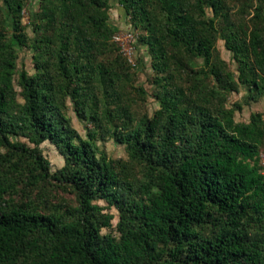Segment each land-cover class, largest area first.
<instances>
[{"label":"trees","instance_id":"16d2710c","mask_svg":"<svg viewBox=\"0 0 264 264\" xmlns=\"http://www.w3.org/2000/svg\"><path fill=\"white\" fill-rule=\"evenodd\" d=\"M112 3L150 57V118L123 103L127 84L148 94L113 41ZM239 88L264 99V0H0V264H264V113L236 122Z\"/></svg>","mask_w":264,"mask_h":264},{"label":"rangeland","instance_id":"374dc122","mask_svg":"<svg viewBox=\"0 0 264 264\" xmlns=\"http://www.w3.org/2000/svg\"><path fill=\"white\" fill-rule=\"evenodd\" d=\"M27 5V8L24 10L23 14V23L26 25V32L29 37H32L34 34V26L29 24L30 16L29 9H33V11L37 10V6L35 3H31ZM109 24L116 29L117 33H125V32H135V35L138 37L140 30H135L133 25L129 22L125 21V15L122 11L121 7L118 3H112L111 8L109 10ZM136 37V41H138ZM216 50L219 53L221 59H223L230 68L234 67V62L231 57V53L226 50L224 41L219 40L216 43ZM113 51V50H112ZM113 52L110 53V55ZM136 58L138 60L137 68L130 69V80L133 82L134 86H140L144 89V91L148 94L147 97L143 100L138 99L136 95V91L133 90L129 86V84L124 87L122 91L123 100L125 105H129L132 108L134 116L137 118H141L147 116L150 118L153 113L158 108V103L156 99L153 97V85H152V69L150 67V57L147 53L146 48L143 45H139L136 49ZM18 70H25L29 74L33 72V61L31 52L27 47L22 48L18 54ZM245 95V91L242 88H239L238 92H232L226 96V106L234 110V120L236 122H248L251 113H264V99H260L257 102H253L249 105L243 103V97ZM127 99V103L126 100ZM68 116L72 120V124L75 129L81 134L85 135V125L81 123V121L76 118L72 108H69ZM90 127V125H89ZM97 145L100 150H102L109 158L117 160V159H127V154L125 151V147L120 144H116L112 139L105 138L104 140H100L97 142ZM43 150L44 157L48 160L50 164L51 172H55L63 165V159L58 154L56 149L45 142L41 145ZM260 158L262 162H264V148L261 149ZM58 197H63L69 204L76 205V201L73 194L58 192ZM100 206H104L106 212H109L114 215V219L112 221V228L110 230H104L103 232H112L115 234L114 229L116 223L118 221L117 212L112 208L108 209L105 206L104 202H99Z\"/></svg>","mask_w":264,"mask_h":264},{"label":"built area","instance_id":"2783aa9c","mask_svg":"<svg viewBox=\"0 0 264 264\" xmlns=\"http://www.w3.org/2000/svg\"><path fill=\"white\" fill-rule=\"evenodd\" d=\"M113 41L120 48V51L125 57L127 63L133 68L137 67L135 53V34L133 32L116 33L113 36Z\"/></svg>","mask_w":264,"mask_h":264}]
</instances>
